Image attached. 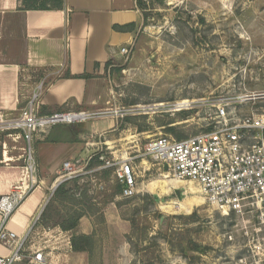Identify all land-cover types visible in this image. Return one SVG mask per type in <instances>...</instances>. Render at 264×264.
<instances>
[{"label": "rangeland", "instance_id": "1", "mask_svg": "<svg viewBox=\"0 0 264 264\" xmlns=\"http://www.w3.org/2000/svg\"><path fill=\"white\" fill-rule=\"evenodd\" d=\"M146 1L153 8L146 32L113 76L110 109L122 117L106 146L111 159L143 153L160 137L175 139L161 126L170 122L188 137L210 130L218 103L227 104L228 113L239 119L264 114V0H181L172 6ZM17 136L0 132L2 155L24 156L16 162L22 165L23 178L11 193L19 192L25 180L39 181L35 154L32 175L26 143ZM150 163L156 167L139 180L146 181L147 192L132 199H121L120 194L111 198L118 188L113 171L108 178L100 177L105 192H93L89 177L79 182L89 185L96 199L88 204V212L100 232L107 236L104 215L110 209L121 220L112 223L111 253L121 252L124 264H264V209L227 215L209 205L196 185L179 183ZM4 167L0 163V169ZM62 180L43 183L50 189L48 202ZM171 180L175 187L163 189Z\"/></svg>", "mask_w": 264, "mask_h": 264}, {"label": "crops", "instance_id": "2", "mask_svg": "<svg viewBox=\"0 0 264 264\" xmlns=\"http://www.w3.org/2000/svg\"><path fill=\"white\" fill-rule=\"evenodd\" d=\"M138 1L0 0V112L19 117L41 85L37 99L41 115L109 110L115 68L124 58L120 51L133 49L146 32ZM162 1L172 6L181 0ZM84 75L87 77L82 78ZM116 123L107 116L86 123L54 125L36 133L37 179L45 185L56 183L65 175V163L85 162L98 154L109 143ZM2 156L0 163L5 167L0 169V200L10 195L24 173L22 165L16 163L24 156ZM134 166L139 195H143L149 186L139 180L156 165L141 157ZM170 186L175 187L173 180L162 188ZM49 191L48 186L34 187L7 219L0 213V228L5 226L19 240L32 229L23 247L24 260L17 264H110V260L124 264L121 252L111 253L115 249L112 223L121 222L113 209L104 215L107 236L98 230L94 214L87 210L73 231L47 230L39 220L49 203ZM81 236L91 237L92 242L73 249V239ZM41 251L42 263L34 260ZM10 254V249L0 246V255Z\"/></svg>", "mask_w": 264, "mask_h": 264}, {"label": "built area", "instance_id": "3", "mask_svg": "<svg viewBox=\"0 0 264 264\" xmlns=\"http://www.w3.org/2000/svg\"><path fill=\"white\" fill-rule=\"evenodd\" d=\"M132 48H122L120 54L129 59ZM39 92L17 118L0 112V132L17 134V140L26 143V155L29 161L27 169L34 175L35 161L32 142L34 135L54 125L86 123L91 120L110 116L119 120V110L79 111L41 115L38 112ZM228 105L218 103L210 130L183 140L160 137L146 145L143 153L134 157L103 158L104 165L88 169L91 157L84 167L81 162L65 163L62 182L89 177L92 191L105 192V184L98 173L112 170L115 181L121 187L119 197L132 199L140 194L138 174L134 162L138 158H148L160 165L177 181H189L199 188L205 201L225 214L244 215L247 210L264 209V114L252 113L242 119L234 112L228 113ZM108 146V145H107ZM6 144L4 149L6 150ZM106 152L110 150L106 147ZM104 152L102 149L99 153ZM4 153H7L6 151ZM99 177V178H98ZM44 186L43 182L33 178L30 184H23L0 200V213L7 219L19 204L34 189ZM32 229L21 241L19 237L5 226L0 228V246L10 249L9 256L0 255V264H17L24 260L23 247ZM41 252L34 255V260L44 262Z\"/></svg>", "mask_w": 264, "mask_h": 264}, {"label": "trees", "instance_id": "4", "mask_svg": "<svg viewBox=\"0 0 264 264\" xmlns=\"http://www.w3.org/2000/svg\"><path fill=\"white\" fill-rule=\"evenodd\" d=\"M138 4H139V8L143 12L145 26H146L147 20L149 19V13L150 11L153 10L152 5L148 4V1L146 0H139ZM110 65L111 63H109L107 66ZM120 70L118 68L117 71ZM81 77L85 78L87 76L84 75ZM173 124H174L173 122H170L161 126L166 127L167 133L171 134L177 140H183L188 138V136L183 131H181L178 127H174ZM107 155L108 153L105 151L96 154L93 157V159L90 161L88 169H94L103 166L104 165L103 158L106 157ZM2 160H3L2 152L0 149V161ZM111 174H112V170L109 169L98 173L97 176L104 179L110 177ZM80 180H82V178H77L71 181H67L57 188L53 198L48 203L44 212L41 215V218L39 220L40 226H42L47 230L53 228H60L64 232L73 231L74 229L77 228L80 219L85 215L84 211L87 210L91 212L92 208L88 204L90 202L91 203L95 202L96 199L93 197V195H91L90 193L91 189L89 185H84V186L79 185ZM120 193H121V187L118 186V188H116L111 198L115 197L116 195H119ZM78 194L80 195L79 197H77ZM65 203L72 206H77L79 207V209L70 211L68 210V207L64 205ZM91 242H92L91 237H87V236L78 237L77 239H73L72 241L73 249L78 250V245L82 243L90 244Z\"/></svg>", "mask_w": 264, "mask_h": 264}, {"label": "water", "instance_id": "5", "mask_svg": "<svg viewBox=\"0 0 264 264\" xmlns=\"http://www.w3.org/2000/svg\"><path fill=\"white\" fill-rule=\"evenodd\" d=\"M168 169V167H166V170ZM64 182H60L56 187H55V191L57 190V188L60 186V185H62ZM55 191H53V192H55Z\"/></svg>", "mask_w": 264, "mask_h": 264}, {"label": "bare ground", "instance_id": "6", "mask_svg": "<svg viewBox=\"0 0 264 264\" xmlns=\"http://www.w3.org/2000/svg\"><path fill=\"white\" fill-rule=\"evenodd\" d=\"M180 182V181H179Z\"/></svg>", "mask_w": 264, "mask_h": 264}]
</instances>
